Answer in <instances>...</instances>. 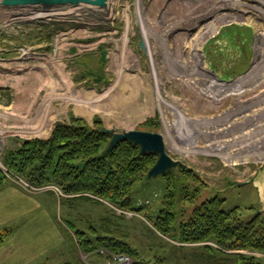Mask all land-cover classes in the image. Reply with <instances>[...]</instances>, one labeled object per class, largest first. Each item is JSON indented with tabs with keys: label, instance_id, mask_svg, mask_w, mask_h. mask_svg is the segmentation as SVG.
Returning a JSON list of instances; mask_svg holds the SVG:
<instances>
[{
	"label": "rangeland",
	"instance_id": "374dc122",
	"mask_svg": "<svg viewBox=\"0 0 264 264\" xmlns=\"http://www.w3.org/2000/svg\"><path fill=\"white\" fill-rule=\"evenodd\" d=\"M72 1L0 3V252L28 236L38 250L50 242L65 250L71 264H107L112 254L131 264H264V253L183 242L155 227L173 201L178 223L215 196L246 221L257 213L247 207L252 186L239 184L264 165V0ZM59 124L162 134L188 197L172 200L165 176L147 178L129 210L36 187L5 165L24 141L47 140ZM96 237L137 254L86 253L79 241ZM6 254L4 264H21Z\"/></svg>",
	"mask_w": 264,
	"mask_h": 264
},
{
	"label": "trees",
	"instance_id": "16d2710c",
	"mask_svg": "<svg viewBox=\"0 0 264 264\" xmlns=\"http://www.w3.org/2000/svg\"><path fill=\"white\" fill-rule=\"evenodd\" d=\"M101 128L85 124H59L47 140L24 141L21 147L6 156L5 165L36 187L53 185L67 195L92 194L115 206L133 210L134 186L147 179L158 157L153 153L142 154L140 147L130 141H122L108 153L112 135L101 132ZM180 171L199 182L192 172L182 168ZM163 176L168 182L167 197L176 200L178 194L184 192L186 196L183 197H188L187 189L179 186L178 179H175L174 169ZM5 180L0 170V187ZM176 202L167 206L164 204L165 207L160 209L155 221V227L160 232L169 235L177 233L183 242L212 239L228 249H251L264 253L263 214L256 213L246 221L238 208L224 210L225 199L215 196L194 208L187 221L178 223ZM5 238L0 236V243ZM79 242L86 253L107 248L116 253L137 254L128 243L113 237H96Z\"/></svg>",
	"mask_w": 264,
	"mask_h": 264
},
{
	"label": "crops",
	"instance_id": "0c3cea01",
	"mask_svg": "<svg viewBox=\"0 0 264 264\" xmlns=\"http://www.w3.org/2000/svg\"><path fill=\"white\" fill-rule=\"evenodd\" d=\"M247 185H251L254 193H255V203L252 202V205L247 206L251 208V211L257 213H261L264 216V165L259 168V170L254 172L251 180L242 181L239 186L244 187ZM220 197V196H219ZM225 203H227L226 198ZM248 201V199H247ZM224 203V205H225ZM236 207H242L241 204L237 203ZM24 235V234H23ZM27 237V238H26ZM10 248H6V250L1 251L0 253V264H4L3 260L8 255L7 252L11 253L12 258L18 257L20 259L21 264H37L33 262H37L38 258H42L40 262L42 264H63V263H72L69 261V256L67 255L65 250H54V245L50 242L51 250H38L36 249V243L32 239H28V236L23 238H14L11 240ZM9 244V243H8ZM33 244V245H32ZM38 248V247H37ZM6 252V253H5ZM64 254H66L65 257ZM61 257L64 258L63 262L59 260ZM11 259V258H10ZM12 260V259H11ZM66 260V261H65ZM56 261L57 263H54Z\"/></svg>",
	"mask_w": 264,
	"mask_h": 264
},
{
	"label": "water",
	"instance_id": "95a60500",
	"mask_svg": "<svg viewBox=\"0 0 264 264\" xmlns=\"http://www.w3.org/2000/svg\"><path fill=\"white\" fill-rule=\"evenodd\" d=\"M14 0H0V3H12ZM57 1H67L73 2L72 0H57ZM80 1V0H78ZM84 1V0H83ZM96 4L105 5L106 0H96ZM94 2L91 4H95ZM139 47L142 51L146 50L144 41H140ZM106 52H102L101 60L105 61ZM101 132L111 134L112 139L107 149L110 153L119 143L122 141H130L131 143L140 147L142 154L153 153L157 155L158 159L156 164L149 170L147 178H155L162 176L171 169L178 168L180 162L173 159L166 149V143L164 136L160 133H152L145 131L129 130L123 132H116L113 129L102 128Z\"/></svg>",
	"mask_w": 264,
	"mask_h": 264
},
{
	"label": "built area",
	"instance_id": "2783aa9c",
	"mask_svg": "<svg viewBox=\"0 0 264 264\" xmlns=\"http://www.w3.org/2000/svg\"><path fill=\"white\" fill-rule=\"evenodd\" d=\"M108 259L109 261L107 262V264H131V259L124 254L108 255Z\"/></svg>",
	"mask_w": 264,
	"mask_h": 264
},
{
	"label": "bare ground",
	"instance_id": "6f19581e",
	"mask_svg": "<svg viewBox=\"0 0 264 264\" xmlns=\"http://www.w3.org/2000/svg\"><path fill=\"white\" fill-rule=\"evenodd\" d=\"M220 7V6H219Z\"/></svg>",
	"mask_w": 264,
	"mask_h": 264
}]
</instances>
